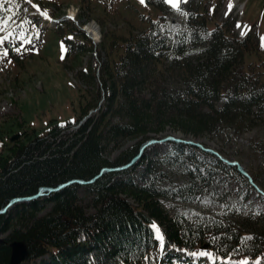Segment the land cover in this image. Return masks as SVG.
Masks as SVG:
<instances>
[{"label":"trees","instance_id":"16d2710c","mask_svg":"<svg viewBox=\"0 0 264 264\" xmlns=\"http://www.w3.org/2000/svg\"><path fill=\"white\" fill-rule=\"evenodd\" d=\"M42 1L47 5L49 0ZM57 1L50 0L52 4ZM77 3L80 8H95L100 16L93 20L99 28L109 20L123 22V34L100 29L97 47L104 57L97 68L100 90L80 108L76 122L57 124L52 120L43 132L30 130L11 144L0 137V208L12 198L35 193L39 187L88 180L102 167L127 162L137 146L149 139L148 124H155L159 131L166 124L172 125L193 137L227 126L238 135L264 116V59L245 61L253 54L246 49L251 41L236 38L229 26L214 22L212 12L204 6L191 10L185 28L172 33L161 5L154 0H146V5L139 0ZM62 15L59 10L55 17ZM40 23V17L25 16L14 29L27 40L29 48L40 42L36 37ZM53 34L66 50L67 59L95 52L75 22H60ZM5 41L7 58L1 61L19 65L24 53H18L13 43L12 50L10 39ZM255 46L264 53L258 42ZM164 75L180 84L157 93L151 81ZM78 76L88 82L97 75L89 69ZM143 90L147 97L140 96ZM100 95L102 107L97 105ZM79 97L84 98L85 92ZM90 109H96L95 114L68 132ZM115 116L120 117V123L112 122ZM136 137H140L139 143L115 162L103 157L108 144L116 147L120 140ZM157 152L154 147L132 168L103 174L90 185H71L11 207L0 215V264H8L9 243L13 241L25 247L23 264H189L190 256L181 250L200 249L213 252L215 264L226 260L233 264L260 260L264 264V218L241 205L251 191L246 180L234 168L189 147L168 143L164 155L156 157ZM162 166L174 168L186 181L164 185L165 173L159 170ZM226 180H234L240 189L219 192V182ZM81 188L90 195L92 213L80 204L77 192ZM207 196L216 199L225 214L184 216L176 212L169 216L162 208V203L193 202ZM228 196H235L240 203L230 205ZM229 214L236 219L230 220ZM153 223L165 236L163 252L154 238ZM246 236L253 239L244 242ZM204 264L210 263L204 259Z\"/></svg>","mask_w":264,"mask_h":264},{"label":"rangeland","instance_id":"374dc122","mask_svg":"<svg viewBox=\"0 0 264 264\" xmlns=\"http://www.w3.org/2000/svg\"><path fill=\"white\" fill-rule=\"evenodd\" d=\"M25 1L29 3L28 0ZM33 1L43 5L42 0H31V2ZM77 1L58 0L54 4H47L46 7L53 13L61 10L67 17L77 15L80 23L84 22L81 30L90 36L95 52L92 50L61 61L57 36L51 30H47L42 33L41 49L37 50L32 57L23 58L19 65L10 61L2 65L0 67V137L3 142L16 143L21 139V134L28 133L30 130H36L35 133L43 132L52 120L64 123L76 122L80 116V108L90 102L95 90H100L97 68L103 62L104 57L103 52L101 50L99 52L97 47L100 40L97 32L101 29L103 32L113 31L116 34H123V22L117 19L109 20L99 28L93 20L100 16L98 12L94 11L95 8L91 5L80 8ZM157 1L163 5L161 12L164 13L168 29L172 32L182 29L185 25V15L173 11L164 3V0ZM0 3L4 4V8L0 9V21H7L6 24H0L1 35L17 23L23 14L29 12V6L19 4L16 0H0ZM229 3L232 4L231 10L228 7ZM198 6L200 9L204 6V9L207 8L211 11V18L214 22L229 26L231 33L236 38L251 41L246 49L254 55L245 58V61L264 59V53L255 46V43L258 42L259 48H261L260 38L264 37V0H187V3H183L181 8L183 12L190 13ZM87 10L91 12L90 16L87 14ZM82 20L83 22H81ZM237 23L241 27L238 28ZM54 24L56 23L49 22L45 27H54ZM244 25H247L248 29H245ZM241 31H246L247 34L242 36ZM193 57L192 54H189L191 60L194 59ZM89 69H92L93 74L96 73L97 76L87 82L86 79L78 76V73L87 72ZM151 83L157 93L162 88L172 90L180 84L178 80L167 75L162 78L154 77ZM83 91L85 97L80 98L79 94ZM139 93L140 96H148L145 90ZM97 105L98 107L104 105L102 97L98 100ZM95 112L96 109L87 111L86 115L78 121V125L74 124L75 126L68 129V132L75 130ZM120 121L119 116L112 118L114 123H120ZM165 136L198 143L204 148L217 151L229 161L238 162L243 170L253 176L255 183L264 191V116H261L260 120L256 121L250 129L238 135H234L231 128L227 126H221L217 132L193 137L190 134L184 135L172 125L166 124L162 131H159L155 124H148L146 137L158 139ZM14 137L16 138L11 140ZM139 139L140 137L120 140L116 147L113 144H108L104 149L103 157L110 163L115 162L121 157V154L139 143ZM156 146L158 149L156 157H161L166 153L165 145ZM159 170L165 173L164 185H180L186 181V178L174 168L162 166ZM230 189H240V186L234 180L220 181L217 186V190L222 193ZM77 196L84 210L87 213H92L93 210L89 204L90 195L81 188L77 192ZM129 202L132 203L131 200ZM229 202L231 205L235 204L233 200H229ZM167 203H162V208L169 216L176 212L184 216L195 214L220 216L224 212L222 206L210 196L188 203L166 205ZM244 206L249 211L259 212L264 217V198L257 196L254 192L248 194ZM228 218L234 220L236 215L229 214Z\"/></svg>","mask_w":264,"mask_h":264},{"label":"snow or ice","instance_id":"6c2138e0","mask_svg":"<svg viewBox=\"0 0 264 264\" xmlns=\"http://www.w3.org/2000/svg\"><path fill=\"white\" fill-rule=\"evenodd\" d=\"M28 2L31 3V0H28ZM139 2L142 5H146V0H139ZM164 3L167 4L173 11L181 13V14H183L185 16L188 15V13L183 12V9L181 8V5L183 3H187V0H164ZM32 6L34 8H36V10L38 12H40L41 15L45 16V18H48L47 11H41L40 7L38 5H35V4H33ZM228 7H229V10H231L232 4L229 3ZM3 8H4V4L0 3V9H3ZM9 19H11V17H9ZM6 23H7L6 20L5 21H0V24H6ZM236 26L238 28L241 27V25L239 23H237ZM244 28L248 29V26L244 25ZM246 34H247L246 31H241V35L242 36L246 35ZM5 39H7V37H0V44H3ZM260 41H261V47L264 48V37H261ZM29 43H30V41H29ZM17 51H19V49H17ZM3 56H7V52L6 51L3 53ZM61 58H63V57H61ZM151 228L153 229L154 238L159 242L160 251L163 252L164 247H165V243H166L165 236L162 233V231L160 230L159 226L156 225L155 223H153L151 225ZM213 239L215 240L216 238L214 237ZM251 239H253V237L246 236V237L243 238V241L246 242V241L251 240ZM181 251H185L187 253V255L193 257L194 261L199 259V258L206 257L208 260L212 261L213 264H215V260L217 259L216 255L213 252H211V251H209L207 249H200L198 251H187V250H181ZM145 259H147V257ZM224 264H229V261L228 260L224 261ZM234 264H249V261L248 260H242V261L234 262ZM254 264H261V261L257 260V261L254 262Z\"/></svg>","mask_w":264,"mask_h":264},{"label":"water","instance_id":"95a60500","mask_svg":"<svg viewBox=\"0 0 264 264\" xmlns=\"http://www.w3.org/2000/svg\"><path fill=\"white\" fill-rule=\"evenodd\" d=\"M17 137V136H16ZM16 137L14 138H11V140H14ZM166 141H173L175 143H179L178 141L176 140H173L171 138H163L161 139L160 141L158 142H149L147 143L146 145H144L142 147L145 148L147 145L149 144H155V143H163V142H166ZM139 157V155L135 158H133L129 164L123 166V167H120V168H115V169H102L100 171V174L104 173V172H115V171H120V170H123L124 168L128 167L129 165H131L135 160H137ZM98 178L97 177H94L91 181L89 182H76V181H70L64 185H61L59 186L57 189H46V188H43V189H40V192H47V193H50V192H55L57 191L58 189L62 188V187H65L69 184H76V183H79V184H82V185H85V184H89L91 182H93L94 180H96ZM40 195H43V194H37V195H34L32 197H20V198H15V199H12L8 204H7V208L11 207L13 204H16V203H21V202H28V201H31L33 200L34 198L36 197H39ZM5 212V211H4ZM9 249H10V254H9V260H8V264H21L24 259L26 258V250H25V247L24 245L21 243V242H17V241H13V242H10L9 243Z\"/></svg>","mask_w":264,"mask_h":264}]
</instances>
